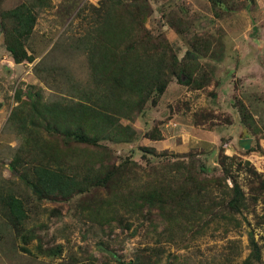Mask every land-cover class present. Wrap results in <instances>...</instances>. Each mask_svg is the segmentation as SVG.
I'll list each match as a JSON object with an SVG mask.
<instances>
[{"label":"rangeland","instance_id":"374dc122","mask_svg":"<svg viewBox=\"0 0 264 264\" xmlns=\"http://www.w3.org/2000/svg\"><path fill=\"white\" fill-rule=\"evenodd\" d=\"M22 1L4 0L0 7L10 9ZM54 1L53 9L40 11L29 42L30 51L37 56L33 63L14 62L0 27V264H70L74 257L100 264H132L138 258L144 264H261L245 260L253 238L264 245V0H224L222 7H214L210 0H152L154 13L148 26L165 32L180 59L192 50V38L210 40L208 54L197 53L192 58L200 64L197 76L209 73L213 79L205 88L195 89L174 77L157 103L148 102L131 123L137 135L134 141L105 139L100 144L135 188L149 184L163 162L174 168L173 174L194 162L198 170L203 166L207 175L215 176L204 190L207 195L199 198L218 206L205 215H186L178 221L170 220L168 214L176 212L170 209L161 216L158 209L145 207L137 216L118 204L109 207L107 203L105 208L102 200L111 197L108 189H92L61 203L38 200L22 177L24 173L32 177L31 159L17 164L16 169L12 166L24 136L10 120L20 102L18 91L32 89L45 100L70 99L67 90L71 85L61 86L56 75L48 73L57 65L67 67L73 82L85 87L91 84L87 54L70 42L84 35L93 22L91 8L86 6L101 0H84L71 15L64 8L68 0ZM173 12L184 17L188 25L184 33L168 24ZM22 99H27L25 94ZM237 100L248 106L255 130L243 124ZM122 123L128 124V120ZM245 128L253 138L249 152L239 144ZM152 131H158L160 138H149ZM197 136L201 143H195ZM150 147L160 154L146 151ZM81 148L71 147L75 151ZM223 154L231 158L225 164L232 172L226 180L219 164ZM235 176L250 204L229 218L222 200L228 197ZM9 192L26 200L30 208L31 217L20 228L10 225L1 204V195ZM101 206L102 215L97 213ZM114 207V212L107 210ZM26 229L38 237L24 243L21 233ZM39 242L44 248L61 244L62 255L41 254Z\"/></svg>","mask_w":264,"mask_h":264},{"label":"trees","instance_id":"16d2710c","mask_svg":"<svg viewBox=\"0 0 264 264\" xmlns=\"http://www.w3.org/2000/svg\"><path fill=\"white\" fill-rule=\"evenodd\" d=\"M83 1L68 0L64 8L71 15ZM210 1L214 7L225 5L224 0ZM3 2L0 0V6ZM54 7V0H24L10 9L0 7L4 42L15 63L36 61L37 56L30 51L29 42L40 11ZM86 7L91 8L93 22L84 35L70 42V46L87 54L91 84L85 87L73 82L67 67L57 65L52 66L48 73L55 74L61 86L71 85L69 90L65 88L70 99L45 100L40 92L32 89L18 91L20 102L11 111L10 120L24 136L12 166L16 169L17 164L22 165L28 157L31 159L32 177L26 173L22 177L38 200L61 203L92 189H108L111 197L103 198L105 208L107 203H110L109 207L118 204L132 215H142L143 208L147 207L150 211L158 209L164 216L170 209L171 212L176 211L173 215L168 214L172 218L170 220L175 218L178 221L182 216L196 218L208 210L213 211L219 203L213 205L199 198V195H207L204 190L215 177L207 175L205 167L198 170L192 162L191 168L186 165V170L180 172L178 169L173 174L174 168L163 162L149 184L135 188L130 181L127 182L126 173L111 163L105 147L100 144L105 139L134 141L137 135L131 123L145 111L148 102L157 103L174 77L195 89L209 85L213 77L209 73L198 77L200 64L192 57H197V53L207 55L210 40L197 36L192 38V50L180 59L165 32H155L148 26L154 13L152 0H101L98 5ZM184 20L181 14L173 12L167 22L181 34L188 30ZM35 67L38 69L39 63ZM24 94L25 100L22 99ZM236 106L243 124L255 130L248 106L241 100H237ZM124 119L128 124L122 123ZM148 137L153 140L160 138L158 131L149 132ZM73 146L83 149L75 151L71 149ZM145 149L153 155L160 154L156 148ZM250 150L253 149L247 152ZM227 159L231 158L223 154L219 160L224 180L232 173L225 165ZM218 182L221 184L220 180ZM248 197L235 176L228 197L222 200V204L227 206L222 207L223 211L229 212V218L234 217L249 206ZM1 198L10 225L15 228L24 226L31 217L26 200L12 192L1 195ZM256 199L255 195L252 200L255 202ZM107 210L114 212L116 207ZM97 213L103 214L102 206ZM21 235L24 243L38 237L31 229L22 231ZM251 245L252 251L245 261L255 259L264 264V245L254 238ZM37 247L41 254L53 257L61 256L64 250L61 244L44 248L39 242ZM23 250L31 252L28 247H23ZM131 263L144 264L139 258ZM70 264L100 263L95 260L79 262L74 257Z\"/></svg>","mask_w":264,"mask_h":264},{"label":"water","instance_id":"95a60500","mask_svg":"<svg viewBox=\"0 0 264 264\" xmlns=\"http://www.w3.org/2000/svg\"><path fill=\"white\" fill-rule=\"evenodd\" d=\"M257 31H258V28L256 26H254L253 33H256ZM252 141H253V138L251 136L249 129L245 128L243 130L242 137L239 139L240 146L243 147L244 149L248 150L251 148Z\"/></svg>","mask_w":264,"mask_h":264},{"label":"crops","instance_id":"0c3cea01","mask_svg":"<svg viewBox=\"0 0 264 264\" xmlns=\"http://www.w3.org/2000/svg\"><path fill=\"white\" fill-rule=\"evenodd\" d=\"M197 135H198V134H197ZM200 138H201L200 136H199V137L197 136V138H196V142H195L196 144L201 143V142H200V141H201Z\"/></svg>","mask_w":264,"mask_h":264}]
</instances>
